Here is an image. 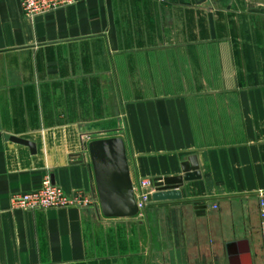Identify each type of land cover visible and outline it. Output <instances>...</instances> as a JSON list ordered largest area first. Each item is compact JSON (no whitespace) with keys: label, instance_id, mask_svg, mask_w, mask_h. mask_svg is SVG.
Wrapping results in <instances>:
<instances>
[{"label":"crops","instance_id":"obj_1","mask_svg":"<svg viewBox=\"0 0 264 264\" xmlns=\"http://www.w3.org/2000/svg\"><path fill=\"white\" fill-rule=\"evenodd\" d=\"M109 137L137 203L190 157L199 176L107 216L89 143ZM48 175L96 203L12 207ZM262 199L264 0H75L33 19L0 0V264H264Z\"/></svg>","mask_w":264,"mask_h":264},{"label":"water","instance_id":"obj_2","mask_svg":"<svg viewBox=\"0 0 264 264\" xmlns=\"http://www.w3.org/2000/svg\"><path fill=\"white\" fill-rule=\"evenodd\" d=\"M15 141L25 143L35 150L33 142L13 137ZM89 152L95 169L100 202L107 216H131L139 211L133 182L126 155V147L121 137H109L92 140ZM195 156L183 163V175L168 176L156 182L157 191L147 195L148 201L174 199L180 197L175 190L182 181L199 176ZM52 182L54 179L52 178ZM55 183V182H54ZM165 186H168L165 188Z\"/></svg>","mask_w":264,"mask_h":264},{"label":"built area","instance_id":"obj_3","mask_svg":"<svg viewBox=\"0 0 264 264\" xmlns=\"http://www.w3.org/2000/svg\"><path fill=\"white\" fill-rule=\"evenodd\" d=\"M75 0H21L23 13L29 19L36 15L53 11L73 3ZM165 1V0H160ZM146 185V182H143ZM149 192L141 190L139 193L138 206L143 208L148 201ZM95 198L84 191L67 193L58 184L52 182L50 175L46 176L40 188L17 193L11 198L13 208L22 209H43L48 207H69V206H91L94 205ZM264 216V199L261 202Z\"/></svg>","mask_w":264,"mask_h":264}]
</instances>
